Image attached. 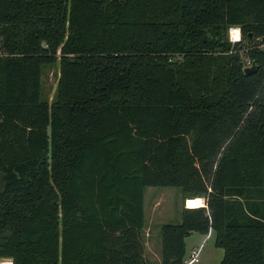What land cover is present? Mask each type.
<instances>
[{"label": "trees", "instance_id": "trees-1", "mask_svg": "<svg viewBox=\"0 0 264 264\" xmlns=\"http://www.w3.org/2000/svg\"><path fill=\"white\" fill-rule=\"evenodd\" d=\"M0 47V258L184 264L211 232L218 264H264V0H0ZM148 186L183 200L157 262Z\"/></svg>", "mask_w": 264, "mask_h": 264}, {"label": "rangeland", "instance_id": "rangeland-1", "mask_svg": "<svg viewBox=\"0 0 264 264\" xmlns=\"http://www.w3.org/2000/svg\"><path fill=\"white\" fill-rule=\"evenodd\" d=\"M0 53H3L0 47ZM175 59H180V56ZM59 78L58 61L46 65L41 75V99L52 102ZM180 189L177 187L148 186L144 192V257L152 262L160 260L161 236L159 227L162 223H177L181 220L183 206ZM187 256L198 250V261L194 264H218L223 256V249L215 245L214 235L201 236L192 232L185 239ZM12 258H0V262ZM13 261V260H12Z\"/></svg>", "mask_w": 264, "mask_h": 264}, {"label": "built area", "instance_id": "built-area-1", "mask_svg": "<svg viewBox=\"0 0 264 264\" xmlns=\"http://www.w3.org/2000/svg\"><path fill=\"white\" fill-rule=\"evenodd\" d=\"M228 40L231 43H236L241 41V31L240 27L237 25H231L227 29ZM249 65V63H247ZM187 200V199H186ZM198 261V250L191 251L189 255L184 260V264H194ZM0 264H13L11 259H6L0 262Z\"/></svg>", "mask_w": 264, "mask_h": 264}, {"label": "bare ground", "instance_id": "bare-ground-1", "mask_svg": "<svg viewBox=\"0 0 264 264\" xmlns=\"http://www.w3.org/2000/svg\"><path fill=\"white\" fill-rule=\"evenodd\" d=\"M202 200L200 198H194V199H187L186 205L187 207H197L202 205Z\"/></svg>", "mask_w": 264, "mask_h": 264}, {"label": "water", "instance_id": "water-1", "mask_svg": "<svg viewBox=\"0 0 264 264\" xmlns=\"http://www.w3.org/2000/svg\"><path fill=\"white\" fill-rule=\"evenodd\" d=\"M113 1H116V0H113ZM254 68H255L254 64H251L250 66L244 68V73H249V72L253 71ZM200 199H201L202 202H203V199H202V198H200ZM186 202H187V200H185V205H186ZM186 206H187V205H186ZM200 206H203V203H202V205H200Z\"/></svg>", "mask_w": 264, "mask_h": 264}, {"label": "crops", "instance_id": "crops-1", "mask_svg": "<svg viewBox=\"0 0 264 264\" xmlns=\"http://www.w3.org/2000/svg\"><path fill=\"white\" fill-rule=\"evenodd\" d=\"M182 201H183V200H182ZM182 203H183V202H182ZM191 233H192V232H191ZM191 233H190V234H191ZM190 234H189V235H190ZM200 235L203 236V234H200ZM210 235H211V232H210ZM206 236H208V234H207ZM185 239H186V238H185ZM185 250H186V244H185ZM191 251H192V250H191ZM191 251H190V252H191ZM190 252H189V253H190ZM186 254H187V252H186Z\"/></svg>", "mask_w": 264, "mask_h": 264}]
</instances>
